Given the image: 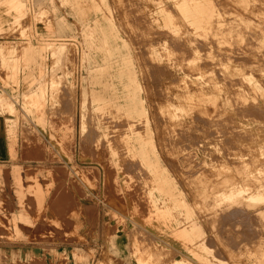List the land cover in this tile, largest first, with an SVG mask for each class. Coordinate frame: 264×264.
Masks as SVG:
<instances>
[{"label": "rangeland", "instance_id": "374dc122", "mask_svg": "<svg viewBox=\"0 0 264 264\" xmlns=\"http://www.w3.org/2000/svg\"><path fill=\"white\" fill-rule=\"evenodd\" d=\"M21 1L27 8L21 4L17 12L12 0H0V120L5 121L11 154L15 149L25 154L12 158L13 166L0 167V264H174L175 260L182 264H262L264 232L259 238L256 217L236 213L231 217L229 210L243 209L244 204L213 202L209 188L202 189L200 183L210 176L209 148L225 153L235 147L234 141L248 138L250 133H241L228 119L209 129L202 124L182 125L170 121L162 110L164 105H158L165 90L163 68L173 72L170 78L176 80L182 74L176 63L162 57L170 39L153 20L160 6L170 9L166 2ZM254 5L258 7L253 6L255 10L248 15L256 13L251 17L258 18L259 13L264 14V0H255ZM93 17L105 19L130 48L147 104V124L156 155L194 213L201 231L195 241L197 246L205 245L203 250L192 245L189 247L194 250L186 251L163 238L148 223L151 217L156 221L148 195L151 176L134 165L121 146L127 132L147 139L145 121H127L114 104L94 101L97 73L87 69L91 63L87 57L95 55L99 42L90 33L94 23L89 25V18ZM258 45L256 40L254 55L249 52L242 59L251 62L252 73L260 79L264 52ZM33 47L43 51H29ZM57 50L59 53H55ZM151 52L161 55L158 62L152 61ZM256 105L262 111L254 119L242 118L243 122L260 126L264 120L263 100L258 98ZM238 149L246 155L251 153L243 147ZM35 152L39 157L30 156ZM19 162L23 166L15 164ZM29 163L39 167L33 170ZM230 166L225 167V191L227 186L254 187ZM37 193L43 200L55 198L62 203L60 207L44 206L40 210L28 202ZM22 199L23 205H14V201ZM47 208L53 220H44ZM52 208L56 210L52 212ZM183 215L172 217L179 222L177 227L190 224ZM134 238L142 241L137 251ZM185 242L189 245L191 241Z\"/></svg>", "mask_w": 264, "mask_h": 264}, {"label": "bare ground", "instance_id": "6f19581e", "mask_svg": "<svg viewBox=\"0 0 264 264\" xmlns=\"http://www.w3.org/2000/svg\"><path fill=\"white\" fill-rule=\"evenodd\" d=\"M164 2L170 9H166L164 5L160 6L158 16L153 19L159 31H163V34L170 39V46L165 45L162 57L170 63H176V67L179 69L178 73L182 74L176 80V77L170 78L173 76L170 75L174 74L173 72H166L163 68V72L166 74L163 79L165 90L162 91V98L158 105H164L162 110L170 121L182 125L187 123L202 124L209 126V129L219 123L224 124L223 119H228L241 133H250L248 138L244 139L243 137L234 141L235 147L226 149L225 153H221V149L209 148L210 160L207 161L210 162V176L200 183L202 189L209 188V195L213 202L226 203L231 206L237 203L244 204L243 209L239 207V210L236 208V211L228 208L231 211L229 215L231 217L232 213H236L237 216L238 214L239 216L240 214L254 215L258 221L256 226L261 230L260 234H258L259 232L256 234L262 238L261 232H264V120L258 126L255 122L245 123L241 119L247 116L254 119V116L262 111L258 109L259 105H256V100L261 98L264 102V73L261 74L260 79H257L249 66L251 62L242 59L245 56L243 54L249 56L250 54L247 53L252 52L254 55L256 40L260 52H264L262 48L264 45V27L262 28L264 14L263 12L259 13L260 16L255 18L254 11L255 14H251V16H255H249L252 7L256 6L254 5L255 0H164ZM21 4L27 8L25 1L12 0V6L17 12L22 6ZM257 10L262 9L258 8ZM92 24L93 30L90 33L93 34V39L99 41L95 47V55L87 57V60L90 59L91 62L87 69L97 73L95 80L97 90L94 101L104 105L106 103L114 104L118 114L122 111L124 119L127 121L131 119H144L145 121L147 139H142V136L135 137V134L127 132L129 134L121 139V146L132 161H135L134 165L143 168L151 176V188L148 195L153 202V218L156 221L151 217L148 223L163 238L172 243H178L186 251L194 250L189 247L192 245L203 250L205 245L198 244L197 246L195 241L201 231L194 218V213L184 200L181 189L178 188V185V187L176 186L175 180L166 172L159 156L156 155L151 138L152 130L147 124V104L141 92L130 48L105 19L101 17L89 18V25ZM29 51L42 52L43 50L33 47L29 48ZM55 53H59V50ZM102 53L104 54L102 55ZM160 58L161 55L151 52L152 61L158 62ZM113 60L115 64H112ZM243 60L247 62L243 64ZM255 63L252 62V64ZM186 73L188 78H186ZM0 100L2 99L0 98ZM97 107L99 108L100 105ZM254 110L258 112H254ZM191 124L188 125L191 126ZM257 135L259 138L256 137ZM238 147H243L245 152H251L250 155L243 152L241 154ZM228 164L232 165L231 168L233 166L236 168L234 169L242 175L244 182H251L254 187L250 186L247 189L245 186H227L225 191V167ZM236 176V182H238ZM202 184L204 185L202 186ZM37 198L42 200L41 196ZM21 201L19 200L20 203ZM40 203H37V206L41 210ZM226 211L225 213H227ZM174 214L178 217L184 214L183 217L190 220V224L186 227H177L179 222H175L172 218L175 216ZM233 216L235 217V214ZM44 220H46V216ZM134 224L143 231L141 225L135 222ZM252 225L255 224L252 223ZM251 229L253 231V227ZM252 235L255 236L253 233ZM248 237H251V234ZM188 240L191 241L189 245L185 242ZM197 242L199 243V241ZM140 243L142 241L134 238L133 245L136 251L139 250ZM261 243L264 244V242ZM255 244L258 245V243ZM263 244L260 246L263 247ZM207 248L209 250V247ZM257 250L258 248L255 251ZM159 251L158 253H160ZM150 256L155 259V262L156 260L160 262V258H154L156 256L153 254ZM214 256L212 257L215 258L216 256ZM259 262L256 263L259 264ZM173 263L182 264L183 262L175 260Z\"/></svg>", "mask_w": 264, "mask_h": 264}, {"label": "crops", "instance_id": "0c3cea01", "mask_svg": "<svg viewBox=\"0 0 264 264\" xmlns=\"http://www.w3.org/2000/svg\"><path fill=\"white\" fill-rule=\"evenodd\" d=\"M9 140L7 139V137H6V125H5V121L2 119V120H0V167L1 166H3V167H10V166H13V165H10L11 164V159L12 158H21V157H23V156H25V154L20 150V149H15V152L13 153V154H11V151H10V149L8 148V146H9ZM37 152H35V154H36ZM24 154V155H23ZM30 155L31 157H39V154L37 155ZM55 155V154H54ZM27 156V155H26ZM58 155H55V157H57ZM45 157H48V155H45ZM15 164H17V165H19V166H23L22 165V163L21 162H19V163H15ZM25 166H27V164L25 165ZM29 167H31L33 170L34 169H37L39 166L38 165H35V163H29ZM39 193H37L36 195H35V198H31V199H28V202L30 201V203H34V206H37V203H40L41 205H42V207H44V206H50V207H60V205H61V203H62V201H60V200H57V201H55V200H53L52 198L51 199H45V200H40V199H38L37 197L39 196L38 195ZM19 200L17 201V202H15L14 201V205L15 206H17V204L19 205ZM29 203V204H30ZM21 204L23 205L24 204V202H23V199H22V201H21ZM31 204V205H32ZM54 210H56L55 208H52L51 209V211L53 212ZM45 212H47L46 214H45V216H46V220L47 221H49V220H53V217H51V216H53V214H51L50 212H49V209L47 208L46 210H45ZM49 212V213H48ZM17 214V213H16ZM20 215V214H19ZM18 215V216H19ZM40 214H38V216H39ZM44 216V217H45ZM32 222H34L35 221V219L34 220H31ZM32 256V254H30V255H27V257H31ZM36 257V256H35ZM40 257H43V256H41L40 255Z\"/></svg>", "mask_w": 264, "mask_h": 264}]
</instances>
